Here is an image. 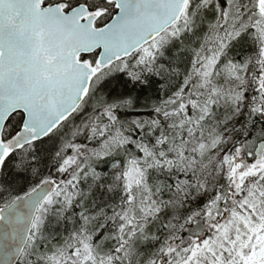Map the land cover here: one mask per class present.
<instances>
[{
  "label": "snow or ice",
  "instance_id": "snow-or-ice-1",
  "mask_svg": "<svg viewBox=\"0 0 264 264\" xmlns=\"http://www.w3.org/2000/svg\"><path fill=\"white\" fill-rule=\"evenodd\" d=\"M0 264H264V0H0Z\"/></svg>",
  "mask_w": 264,
  "mask_h": 264
}]
</instances>
